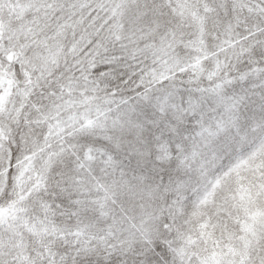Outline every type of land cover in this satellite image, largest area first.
<instances>
[{"label": "snow or ice", "instance_id": "snow-or-ice-1", "mask_svg": "<svg viewBox=\"0 0 264 264\" xmlns=\"http://www.w3.org/2000/svg\"><path fill=\"white\" fill-rule=\"evenodd\" d=\"M0 264H264V0H0Z\"/></svg>", "mask_w": 264, "mask_h": 264}]
</instances>
